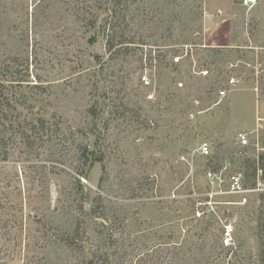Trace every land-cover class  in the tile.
<instances>
[{"label":"rangeland","instance_id":"obj_1","mask_svg":"<svg viewBox=\"0 0 264 264\" xmlns=\"http://www.w3.org/2000/svg\"><path fill=\"white\" fill-rule=\"evenodd\" d=\"M95 6L0 0V63L28 70L17 112L58 121L53 134L36 123L33 145L0 141V264H259L264 179L249 166L264 155V0H133L117 58L86 25ZM83 145L102 162L79 174ZM213 168L226 183L241 174L247 202L208 198Z\"/></svg>","mask_w":264,"mask_h":264},{"label":"trees","instance_id":"obj_2","mask_svg":"<svg viewBox=\"0 0 264 264\" xmlns=\"http://www.w3.org/2000/svg\"><path fill=\"white\" fill-rule=\"evenodd\" d=\"M95 2L96 6L94 8H89V14L90 18L87 20V27L90 29H94L98 33L104 35L103 37L106 40V47L108 48V53L110 56L117 58L122 53V45H124V35L119 34V30L123 26V21L121 18H127L126 14L128 11H130L131 7L133 6V0H91ZM89 5V4H88ZM89 7V6H88ZM91 9V10H90ZM93 10V11H92ZM103 13V17L101 21H99L100 15ZM81 22H84V20ZM119 46H122L121 48H118ZM215 51V50H213ZM216 52H219V50H216ZM9 60V59H8ZM6 63V61H4ZM0 63V79L2 82H0V135H3L4 133H9L10 138L2 137L0 141L1 143L7 144L8 141L11 139H20L24 143H30V145H33V133L39 131V128L36 123H39V127L43 131H47L49 133H54L55 130H57L58 121H53L56 124H48V120L45 118H29L25 116L22 113H18L20 108H25L28 106V97L23 93L22 88L23 84H28L29 81H27L28 77V70H22L18 71L13 68H10V66L6 65L5 63ZM3 65V66H2ZM16 74L22 75L20 80H16ZM8 84V89H18L19 92L13 91V94H5L3 90L5 89V83ZM16 83V84H15ZM11 85V87H10ZM17 85V87L15 86ZM43 87V86H42ZM17 112L16 114H12L13 112ZM25 116V117H24ZM60 121V120H59ZM29 131H32L29 133ZM34 131V132H33ZM80 152V160L82 163L83 169H79V174H84L87 167H93L95 163H101L102 162V156H94V154L90 153L87 146H82L79 149ZM90 155L94 156L90 158ZM8 154L4 156V159H7ZM259 162H255L250 164L249 166L251 169H253L252 177L254 178V182L257 180V176L259 171L262 172V177L264 179V155L258 159ZM248 162V160H247ZM214 169V168H213ZM214 171L218 172L219 169H214ZM246 177L250 178V175H246ZM261 198L264 199V193L262 194ZM198 203V202H197ZM199 209H196L198 211ZM194 211V218L197 212ZM206 214V217L212 216L210 212L204 211ZM205 220V219H204ZM214 220V219H213ZM258 231H259V238H260V248H259V254H258V263L264 264V208H262V211L259 213V220H258ZM224 247V246H223ZM227 248V247H224ZM236 250L238 251L237 245ZM227 249H233L232 247H229ZM235 254V253H234Z\"/></svg>","mask_w":264,"mask_h":264},{"label":"built area","instance_id":"obj_3","mask_svg":"<svg viewBox=\"0 0 264 264\" xmlns=\"http://www.w3.org/2000/svg\"><path fill=\"white\" fill-rule=\"evenodd\" d=\"M245 4H253L256 3V0H243ZM188 57V52L184 55H180L178 57L173 58L174 65H179L183 63L184 59ZM264 59V57H263ZM195 67L193 70V74L195 76L201 77V78H207L210 76V71L208 69H202L199 70L197 67V61L194 62ZM231 68H235V65L232 64ZM142 84L145 86H150L151 85V79L148 76V73L146 72L142 78H141ZM228 88L227 89H221L218 91L217 97L220 100H223L228 97L229 93L232 92L237 85L239 84V80L237 79L236 76H231L228 78ZM180 87L183 86V84H179ZM238 145L241 147H246L249 145V140L245 134H239L237 138ZM201 153L203 155H209L210 151L207 146V144H203L200 149ZM224 171H210L207 174V179L210 185V191L206 194L208 198H213L216 199L218 197L222 196H246L245 194L250 193V190L246 189L242 180V175L241 174H236L233 176H230L229 180L227 183L225 182V179L223 177ZM262 173V172H261ZM260 173V176L262 177V174ZM226 183V184H225ZM263 185L262 183L259 184V186ZM264 191V190H263ZM242 197V200L247 202L246 197ZM175 197V196H173ZM215 202V201H214ZM243 202L241 201L240 204ZM234 227L232 225H227L225 226V234L223 238V245L224 247H232L234 245Z\"/></svg>","mask_w":264,"mask_h":264}]
</instances>
